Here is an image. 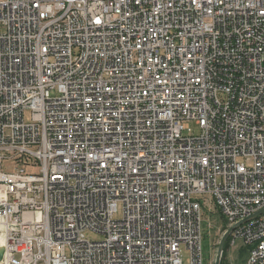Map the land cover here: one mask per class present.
<instances>
[{
	"label": "built area",
	"instance_id": "built-area-1",
	"mask_svg": "<svg viewBox=\"0 0 264 264\" xmlns=\"http://www.w3.org/2000/svg\"><path fill=\"white\" fill-rule=\"evenodd\" d=\"M207 197L264 264V0H0V264H204Z\"/></svg>",
	"mask_w": 264,
	"mask_h": 264
},
{
	"label": "rangeland",
	"instance_id": "rangeland-1",
	"mask_svg": "<svg viewBox=\"0 0 264 264\" xmlns=\"http://www.w3.org/2000/svg\"><path fill=\"white\" fill-rule=\"evenodd\" d=\"M204 223H203V263L204 264H214L218 246L221 240L222 235L224 234L225 230L227 229L225 226V222L221 220V217L218 216V212L216 206L212 198L207 197V204L204 206ZM121 213L119 212L118 215ZM87 235L90 238L94 239H102L103 235L87 231ZM228 245L227 240L224 245L222 257L220 264H245L247 258V251L241 248L239 249V245ZM183 257L185 262H187V251L183 249Z\"/></svg>",
	"mask_w": 264,
	"mask_h": 264
},
{
	"label": "water",
	"instance_id": "water-1",
	"mask_svg": "<svg viewBox=\"0 0 264 264\" xmlns=\"http://www.w3.org/2000/svg\"><path fill=\"white\" fill-rule=\"evenodd\" d=\"M233 227H234V225L227 228L225 230L224 234L222 235L219 246H218V251H217V255H216V259H215L214 264H220L225 242H226V240H227V238H228ZM3 254H4V247L2 246V247H0V259L3 258Z\"/></svg>",
	"mask_w": 264,
	"mask_h": 264
},
{
	"label": "trees",
	"instance_id": "trees-1",
	"mask_svg": "<svg viewBox=\"0 0 264 264\" xmlns=\"http://www.w3.org/2000/svg\"><path fill=\"white\" fill-rule=\"evenodd\" d=\"M217 212H218V216L221 217V220L224 221V218H223L222 215L219 213V211H217ZM224 222H225V221H224ZM225 223H226V222H225ZM225 225H226L225 227H227V224H225ZM227 244L229 245L228 238H227ZM242 247H244V248L239 247V249L241 248V249H244V250L247 251V247H246V246H242Z\"/></svg>",
	"mask_w": 264,
	"mask_h": 264
}]
</instances>
